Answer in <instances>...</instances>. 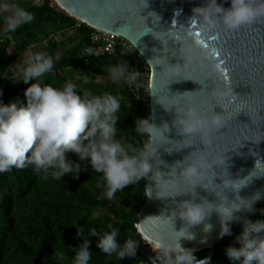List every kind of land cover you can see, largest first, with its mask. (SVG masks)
I'll list each match as a JSON object with an SVG mask.
<instances>
[{
    "label": "clouds",
    "instance_id": "obj_1",
    "mask_svg": "<svg viewBox=\"0 0 264 264\" xmlns=\"http://www.w3.org/2000/svg\"><path fill=\"white\" fill-rule=\"evenodd\" d=\"M229 3L230 7L225 9L217 4V0H206L204 6L192 9V19L198 23L201 33L206 35L220 27L234 32L264 19V0H229ZM140 4L142 8L147 7V0H140ZM3 14H9L6 30L10 31L33 20L30 12L9 0H0V15ZM149 16L157 17L151 12ZM149 32L150 29L145 34ZM151 35L162 45H167L168 40L180 44L177 59H182V64H169L161 55L148 61H155L153 66L160 67L159 74L163 78L180 76L197 58L199 43H188L190 33L173 37L168 30L153 31ZM90 53L91 49L85 47L81 57ZM53 63V58L43 51L30 53L16 72L18 79L14 81L19 80L25 84L30 79L37 81L24 92L26 106H18V102H10L8 105L0 103V173L31 166L33 172L45 173L55 180H61L69 173L77 178L81 165L66 159L65 153L71 152L79 161L87 160L91 169L101 174L99 178L108 199H112L116 192L126 186L141 180L155 182V198L158 200L187 195L190 199L177 203L167 216L161 214L150 217L158 221V225L151 243L145 241L144 249L152 256L148 264H211L209 259H197L193 250L181 246V240L194 239L189 229L202 225L204 233L211 232L213 225L206 221L215 214L219 223L217 239H222L232 234L231 224L241 220L234 214L241 211L251 214L254 211L253 204L261 199L259 192L247 199L238 194L252 177L247 182V177L232 179L226 170L228 158L225 153L223 156L205 153V149L213 143V133L224 127L222 114L211 111V115L202 116L193 107L180 106L172 97L169 106L160 105L166 112L174 113L172 127L178 135L186 138L179 142L167 139L169 124L162 122L157 126L149 116L134 121L133 131L142 138L140 144L121 143L115 139L120 99L109 93L89 98L87 92H83L84 98L81 99L76 94L77 86L72 82H65L61 88L42 85L40 78L52 71ZM104 71L113 82L123 80L128 84L135 83L138 75L127 67L126 62L110 65ZM210 71L216 72L214 65ZM209 94L215 106L220 107L223 113L226 108L220 106L221 102L225 105L235 103V95L227 83L222 88L212 89ZM194 136L200 138L204 151L190 152L182 160L166 166L170 170L166 174L167 178H164L165 174L158 170L162 164L158 150L169 145L165 148L168 154L180 152L193 145L189 138ZM213 167L220 170V184L213 182L217 175L212 171ZM197 187L214 193L216 202L200 198L197 203ZM228 191L233 193V199H228ZM144 196H153L151 187L144 189ZM260 212L264 215V209ZM177 219L182 223L179 230L175 229ZM241 222L242 232L235 238L239 247H226L225 255L233 264H264V221L243 219ZM73 227L76 228V236L83 242L73 249L71 264H88L91 259L89 236L97 237L95 247L107 256L115 255L117 260L136 256L138 243L131 238L119 243L118 229L98 234L95 228H90L85 236L83 228L77 225ZM53 256L59 260L64 259L62 251L55 250Z\"/></svg>",
    "mask_w": 264,
    "mask_h": 264
},
{
    "label": "water",
    "instance_id": "obj_2",
    "mask_svg": "<svg viewBox=\"0 0 264 264\" xmlns=\"http://www.w3.org/2000/svg\"><path fill=\"white\" fill-rule=\"evenodd\" d=\"M205 3L206 0H147V7L142 8L140 0H55V4L72 19L125 40L143 59L150 69V116L157 126L162 122L169 124L167 139L179 142L186 138L178 135L172 127L174 113L166 112L161 106H169V99L172 97L180 106L193 107L202 116L211 115V111L222 114L224 127L213 133V143L205 149V153L220 156L225 153L228 158L226 170L232 179L247 177V182L252 177L238 193L242 198H251L257 192L261 195V199L253 204L254 211L251 214L245 211L234 214L241 220L234 221L232 226L242 223L243 219H249L259 205H264V19L234 32L220 27L205 35L200 32L198 23L192 19V9L202 7ZM217 4L225 9L230 7L229 0H217ZM150 12L159 19L149 16ZM148 29L150 32L145 34ZM168 30L173 37L190 33L187 37L190 44H195L197 40L201 42L197 47V58L180 76L173 79L163 78L159 74L160 67L153 66L155 61L148 62L161 55L169 64L183 63L182 59H177L179 43L168 40L167 45H162L151 35L153 31ZM197 32L200 33L199 36L195 35ZM164 47L166 49L163 50ZM213 65L216 68L215 73L210 71ZM224 75H227L226 80ZM225 83L232 88L235 103L225 105L221 102L220 106L226 108L223 113L220 107L215 106L209 92L222 88ZM189 139L193 145L180 152L173 151L168 154L165 148L170 147L169 145L158 150L159 159L162 161L158 170L165 174L164 178H167L166 174L170 170L166 166L182 160L190 152L204 151L199 137ZM212 171L217 174L213 182L222 183L218 178L220 170L213 167ZM146 187L152 188L153 196L146 197L140 208L136 230L150 244L158 225V221L150 217L161 214L167 216L177 203L190 197L185 195L158 200L155 198V182L147 180ZM196 193L197 203L200 198L216 202L214 193L199 187L196 188ZM227 196L228 199H233L231 191L227 192ZM206 222L213 225L211 232L204 233L202 225L193 226L189 231L194 234V239L181 240L180 243L183 248L191 249L194 253L210 250L206 258L211 261L215 242L220 240L217 239L219 223L215 214ZM181 226V221L177 219L175 229L179 230ZM151 257L150 255L149 260Z\"/></svg>",
    "mask_w": 264,
    "mask_h": 264
},
{
    "label": "trees",
    "instance_id": "obj_3",
    "mask_svg": "<svg viewBox=\"0 0 264 264\" xmlns=\"http://www.w3.org/2000/svg\"><path fill=\"white\" fill-rule=\"evenodd\" d=\"M29 10L34 15L28 26L38 32L46 24L61 23L85 36L81 39L75 35L70 41H58L54 30L45 32L42 29L36 34L27 29L15 49L6 51L0 47V103L18 102V106H26L24 92L37 81L30 79L27 84L19 80L14 82L18 77L9 75V70L28 49L43 51L52 58L59 52L62 59L54 61L53 58L52 71L41 77L40 83L61 88L65 82H72L77 86L76 94L81 99L84 98L83 92H87L89 98L104 93L118 97L120 110L115 124V139L121 143L140 144L142 138L133 131L134 121L150 116L149 98L135 101L128 83L123 80L121 84L113 82L104 71L120 62H126L130 69L131 58L122 56L119 50L111 56L81 57L82 50L91 44L90 28L85 25L77 28L76 20L56 12L47 3L39 7L32 5ZM3 25L0 19V34L4 33ZM8 76L10 78L6 82ZM65 156L81 165L77 178L69 173L61 180H55L45 173L33 172L31 166L0 173V264H71L73 249L83 242L76 236L74 225L83 228L85 236L90 228H95L98 234L118 229L119 243L129 238L138 243L135 258L117 260L115 255L107 256L100 252L95 247L97 237L89 236L91 259L88 264H148L149 252L144 249L146 243L136 230L139 211L146 199L144 189L147 180L128 185L108 199L99 178L101 174L94 172L87 160L79 161L71 152ZM261 209H264L263 205L258 206L248 220L264 221ZM242 228V223L232 225V234L215 242L211 264H233L225 255V248L239 247L235 238L241 234ZM55 250L64 253L63 260L53 256ZM209 254L210 250L194 253L197 259H204Z\"/></svg>",
    "mask_w": 264,
    "mask_h": 264
},
{
    "label": "built area",
    "instance_id": "obj_4",
    "mask_svg": "<svg viewBox=\"0 0 264 264\" xmlns=\"http://www.w3.org/2000/svg\"><path fill=\"white\" fill-rule=\"evenodd\" d=\"M33 6L39 7L44 4H48L49 7L56 12L65 13L58 5L55 4V0H31ZM66 14V13H65ZM70 17V16H69ZM77 28H80L84 24L80 21H76ZM91 29V44L87 48L91 49L89 57H103L105 55L111 56L119 50L120 54L124 57L131 58L132 64L130 70H134L137 75V80L133 84H129L128 87L132 92V97L135 101L141 102L149 98V80H150V69L145 64L143 59L136 53V51L128 44L125 40L102 33L98 30ZM0 47L8 48L4 45V42L0 40ZM54 61H60L62 59L61 53L54 55Z\"/></svg>",
    "mask_w": 264,
    "mask_h": 264
},
{
    "label": "crops",
    "instance_id": "obj_5",
    "mask_svg": "<svg viewBox=\"0 0 264 264\" xmlns=\"http://www.w3.org/2000/svg\"><path fill=\"white\" fill-rule=\"evenodd\" d=\"M9 2L18 5L19 7L21 5H26L27 8H28V10H29L30 7H32L31 0H9ZM6 15H8V14L0 15V19L4 23V25H3L4 33L5 34H12L14 36L15 35H19V36H16V39H18V41H20L23 37L21 36L22 35L21 34V31L20 32H17L19 30V28H17L15 31L6 30V23H5V20H4V18H5ZM55 25L58 27V29H55L54 31H55V33L59 34V36H60V38H58L57 36H55L58 41H70L71 38L75 37V31L74 30H70L71 28H69L67 26H63V24H61V23H57ZM64 34H66V35H64ZM0 40L1 41H7L8 44L7 45L5 44V46L8 48L9 51L12 50V49H15L17 47V44L20 43V42L16 43L14 41H10L8 39H2V38ZM30 53H34V51H32V50L29 51L28 50L27 52H25L21 56L22 57L21 58V61L23 62ZM15 72H17V71H15ZM15 76H17V75L15 74L14 77ZM9 78H10V76H9Z\"/></svg>",
    "mask_w": 264,
    "mask_h": 264
},
{
    "label": "rangeland",
    "instance_id": "obj_6",
    "mask_svg": "<svg viewBox=\"0 0 264 264\" xmlns=\"http://www.w3.org/2000/svg\"><path fill=\"white\" fill-rule=\"evenodd\" d=\"M21 8H23L24 10H26V11H28V12H30L32 15H34V13L33 12H31L30 10H28V8H27V6L26 5H21L20 6ZM7 16V17H6ZM5 16V18H4V20H5V23H7V19H8V16H9V14L8 15H6ZM19 28V30L21 31V36H23V35H25V33L27 32V29H29L31 32L32 31H35V33L37 34H39L40 32H42V29H44L45 30V32H47V31H53V30H55V29H58V27L54 24H49V25H45V26H43V27H40V31L38 32L37 30H36V28H34V27H29L28 26V24H24V25H21L20 27H18ZM72 32V31H71ZM76 33V32H75ZM64 35H66V34H64ZM76 35V37H78V38H81V39H83L84 38V36L85 35H82V34H80V33H76L75 34ZM16 36H19V35H12V34H5V33H1L0 34V39L2 38V39H8V40H10V41H14V42H16V43H18V42H21V41H18V39H16ZM55 36H57L58 38H60V36H59V34H55ZM87 36H88V38H90V34H87ZM64 45L62 46V48H63V50H64ZM29 51L30 50H32L33 51V49H28ZM21 58L22 57H20V58H18L15 62H13V64H12V67H11V69L9 70V75H12V76H14L15 74H16V72L15 71H18L19 70V67L21 66V65H23V62L21 61ZM75 75H77V73H75ZM7 80H9V76L8 77H6L5 78V81L7 82ZM116 82H118V83H122V80H119V81H116Z\"/></svg>",
    "mask_w": 264,
    "mask_h": 264
},
{
    "label": "snow or ice",
    "instance_id": "obj_7",
    "mask_svg": "<svg viewBox=\"0 0 264 264\" xmlns=\"http://www.w3.org/2000/svg\"><path fill=\"white\" fill-rule=\"evenodd\" d=\"M195 35H196V36H199V35H200V33H199V32H197V33H195ZM197 42H198V43H201L199 40H197ZM224 79H225V80L227 79V75H224Z\"/></svg>",
    "mask_w": 264,
    "mask_h": 264
}]
</instances>
